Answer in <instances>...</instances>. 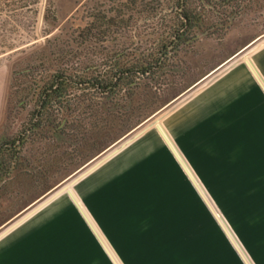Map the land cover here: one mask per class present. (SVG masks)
Returning a JSON list of instances; mask_svg holds the SVG:
<instances>
[{"label": "rangeland", "instance_id": "rangeland-1", "mask_svg": "<svg viewBox=\"0 0 264 264\" xmlns=\"http://www.w3.org/2000/svg\"><path fill=\"white\" fill-rule=\"evenodd\" d=\"M263 47L264 0H0V264H264V80L170 122Z\"/></svg>", "mask_w": 264, "mask_h": 264}, {"label": "crops", "instance_id": "crops-1", "mask_svg": "<svg viewBox=\"0 0 264 264\" xmlns=\"http://www.w3.org/2000/svg\"><path fill=\"white\" fill-rule=\"evenodd\" d=\"M256 75L264 80V47L257 51L252 59L234 65L209 87L191 99L185 107L175 112L170 122L174 125H178L179 123L186 124L201 115L236 113L243 103L245 104L249 100L255 101L256 97L258 99L261 97V88ZM72 224L73 222L69 219L66 221L61 220L57 223L53 222L49 226V229H56L53 231L52 240H59V236L65 231L68 235V237L66 236L67 240L69 241L71 239L69 235ZM19 248L17 247L15 251L10 252L8 258L16 256L14 252ZM22 261L20 259L18 262L22 263Z\"/></svg>", "mask_w": 264, "mask_h": 264}, {"label": "trees", "instance_id": "trees-1", "mask_svg": "<svg viewBox=\"0 0 264 264\" xmlns=\"http://www.w3.org/2000/svg\"><path fill=\"white\" fill-rule=\"evenodd\" d=\"M181 17L183 19L182 25L186 26L187 28H191L192 27V22H193L192 21L193 20L192 15L190 13H188V12L183 11L181 13Z\"/></svg>", "mask_w": 264, "mask_h": 264}]
</instances>
